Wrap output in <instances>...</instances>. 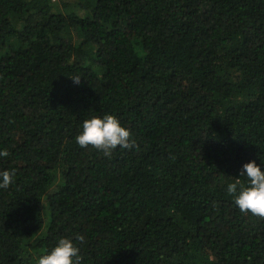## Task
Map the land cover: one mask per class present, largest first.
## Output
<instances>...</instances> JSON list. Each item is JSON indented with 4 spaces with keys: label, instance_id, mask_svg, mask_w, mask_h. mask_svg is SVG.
<instances>
[{
    "label": "trees",
    "instance_id": "trees-1",
    "mask_svg": "<svg viewBox=\"0 0 264 264\" xmlns=\"http://www.w3.org/2000/svg\"><path fill=\"white\" fill-rule=\"evenodd\" d=\"M104 114L137 147H79ZM4 150L0 264L61 238L81 264H264L227 193L264 171V0H0Z\"/></svg>",
    "mask_w": 264,
    "mask_h": 264
},
{
    "label": "clouds",
    "instance_id": "clouds-1",
    "mask_svg": "<svg viewBox=\"0 0 264 264\" xmlns=\"http://www.w3.org/2000/svg\"><path fill=\"white\" fill-rule=\"evenodd\" d=\"M79 83V78L72 79ZM75 142L81 148H93L111 158L118 147L131 150L137 147L129 129L121 126L120 121L111 114L102 117L93 116L82 123V131L75 137ZM7 150L0 151V157H7ZM240 177H245L247 184L240 179L229 183L227 193L234 198V204L241 213L251 214L264 220V171L256 162L250 161L242 166ZM14 171H0V189H8L14 182ZM81 243L83 236H77ZM80 249L69 238H61L58 244L48 254L39 257L37 264H81Z\"/></svg>",
    "mask_w": 264,
    "mask_h": 264
}]
</instances>
